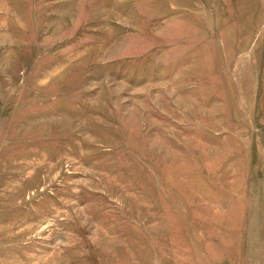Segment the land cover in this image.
<instances>
[{
    "label": "rangeland",
    "instance_id": "1",
    "mask_svg": "<svg viewBox=\"0 0 264 264\" xmlns=\"http://www.w3.org/2000/svg\"><path fill=\"white\" fill-rule=\"evenodd\" d=\"M0 264H264V0H0Z\"/></svg>",
    "mask_w": 264,
    "mask_h": 264
}]
</instances>
